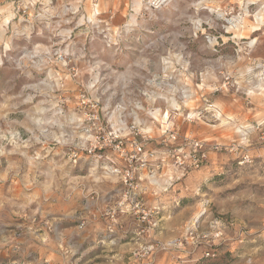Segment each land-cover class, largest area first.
Segmentation results:
<instances>
[{
    "label": "clouds",
    "instance_id": "9594fccd",
    "mask_svg": "<svg viewBox=\"0 0 264 264\" xmlns=\"http://www.w3.org/2000/svg\"><path fill=\"white\" fill-rule=\"evenodd\" d=\"M0 264H264V0H0Z\"/></svg>",
    "mask_w": 264,
    "mask_h": 264
}]
</instances>
